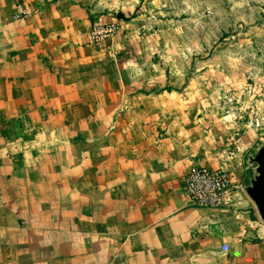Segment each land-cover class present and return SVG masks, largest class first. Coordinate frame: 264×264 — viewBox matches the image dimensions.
I'll return each mask as SVG.
<instances>
[{
    "label": "crops",
    "instance_id": "crops-1",
    "mask_svg": "<svg viewBox=\"0 0 264 264\" xmlns=\"http://www.w3.org/2000/svg\"><path fill=\"white\" fill-rule=\"evenodd\" d=\"M126 6L0 0V264H264L247 132L211 113L202 67L190 80L148 23L117 18ZM192 166L241 187L194 207Z\"/></svg>",
    "mask_w": 264,
    "mask_h": 264
},
{
    "label": "rangeland",
    "instance_id": "rangeland-1",
    "mask_svg": "<svg viewBox=\"0 0 264 264\" xmlns=\"http://www.w3.org/2000/svg\"><path fill=\"white\" fill-rule=\"evenodd\" d=\"M124 1L121 17L148 23L190 80L203 68L211 113L247 132L253 149L264 146V0Z\"/></svg>",
    "mask_w": 264,
    "mask_h": 264
},
{
    "label": "built area",
    "instance_id": "built-area-1",
    "mask_svg": "<svg viewBox=\"0 0 264 264\" xmlns=\"http://www.w3.org/2000/svg\"><path fill=\"white\" fill-rule=\"evenodd\" d=\"M119 28L116 23L95 25L90 36L95 43H101L107 37L116 34ZM252 125L256 129L260 127L257 120ZM237 152H239L237 146L228 150L230 157ZM183 183L185 194L191 204L205 209L226 207L229 193L241 187L240 181L231 171L220 168L209 169L205 166H192L184 175Z\"/></svg>",
    "mask_w": 264,
    "mask_h": 264
},
{
    "label": "water",
    "instance_id": "water-1",
    "mask_svg": "<svg viewBox=\"0 0 264 264\" xmlns=\"http://www.w3.org/2000/svg\"><path fill=\"white\" fill-rule=\"evenodd\" d=\"M117 18L122 17L118 15ZM248 164L255 165L254 175L249 184L244 186V191L254 204L260 221L264 223V146L256 150L253 156H248Z\"/></svg>",
    "mask_w": 264,
    "mask_h": 264
}]
</instances>
